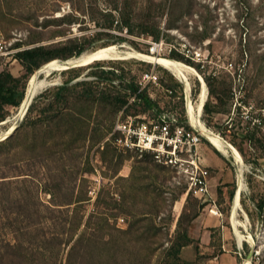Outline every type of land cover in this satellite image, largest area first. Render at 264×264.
Wrapping results in <instances>:
<instances>
[{"label": "rangeland", "instance_id": "rangeland-1", "mask_svg": "<svg viewBox=\"0 0 264 264\" xmlns=\"http://www.w3.org/2000/svg\"><path fill=\"white\" fill-rule=\"evenodd\" d=\"M0 25L13 46L28 50L85 36L86 50L113 45L201 65L208 81L202 121L243 156L237 218L245 239L236 264L254 256L264 264V207L258 208L264 200V0H0ZM157 37L163 46L152 53ZM5 70L21 81L25 96L32 75L25 63L19 59ZM145 72L162 85L144 89L147 94L167 108L173 101L163 88L172 89L186 110L185 86L138 58L52 71L19 121V106H4L0 137L17 125L8 140L0 139L7 140L0 146L2 264H205L190 234L202 201L187 195L185 178L171 167L115 141L117 119L144 111L129 86ZM190 84L196 103L200 81L191 76ZM181 107L180 100L174 108L181 113ZM203 139L198 154L212 186L220 172L206 164L201 147L219 155ZM224 164L213 200L219 206L222 199L219 210L233 227L239 165L230 156Z\"/></svg>", "mask_w": 264, "mask_h": 264}, {"label": "built area", "instance_id": "built-area-1", "mask_svg": "<svg viewBox=\"0 0 264 264\" xmlns=\"http://www.w3.org/2000/svg\"><path fill=\"white\" fill-rule=\"evenodd\" d=\"M153 46L152 53L163 46V41L155 42ZM26 49L13 46L0 25V73L5 70L7 64L19 62L18 54ZM200 56L201 54L196 53V58ZM138 86L141 90L162 88L160 78L154 72L142 74ZM163 91L172 99L173 105L166 108L158 103L159 111L154 116L118 118L113 128V134L119 136L115 141L127 150L150 153L156 162L171 167L185 178L188 185L187 195L190 194L203 203H210V213L221 217L222 213L211 197L210 171L201 164L198 154L202 136L183 125L182 114L174 108L182 98L175 96L172 89L163 88ZM148 94L156 99L155 93Z\"/></svg>", "mask_w": 264, "mask_h": 264}, {"label": "bare ground", "instance_id": "bare-ground-1", "mask_svg": "<svg viewBox=\"0 0 264 264\" xmlns=\"http://www.w3.org/2000/svg\"><path fill=\"white\" fill-rule=\"evenodd\" d=\"M129 58L143 59L150 63L159 65L164 69L168 70L176 79H178L185 86L186 99H187L186 115L189 124L193 128L197 129L199 133L222 155H224L225 157H229V156L232 157L234 162L239 165L238 188L235 193L233 206L230 213H231V222L234 227L233 229L235 230V233L238 237L239 245L241 246L243 240L245 239V236L240 232L238 227L239 226L243 227L245 226V224L237 218L238 215L237 211L242 207L241 194L244 189V183L242 177V168L244 165L243 159L239 154V152L232 145L227 143L217 134L210 131L207 128V126L203 123L202 114H203L204 106L208 99V89L204 78L193 67L186 65L180 61H176L164 57H156L154 55H148L138 51L123 50L121 47H117L113 45L101 47L93 50H88L82 53L80 56H76L72 58V60L69 61L68 63H61L58 60H52L42 65L38 70H36L31 75L25 91V96L18 109L17 120L19 121L25 116L35 96L40 92V90H42L45 86L49 84L48 76L52 71L55 72L65 71L69 66H74V68L72 69H75L96 61H108V60L129 59ZM41 74H45L46 75L45 78L42 79L40 77ZM191 76H195L200 81V92L196 103H194L190 99ZM16 125L13 124L10 127L9 131L4 136L0 137V139H4L8 134L13 132V130H15L16 128ZM249 242L253 247L256 246V243L252 238H250ZM251 263H252L251 257L246 258L243 262V264H251Z\"/></svg>", "mask_w": 264, "mask_h": 264}, {"label": "trees", "instance_id": "trees-1", "mask_svg": "<svg viewBox=\"0 0 264 264\" xmlns=\"http://www.w3.org/2000/svg\"><path fill=\"white\" fill-rule=\"evenodd\" d=\"M126 27H127V24H126ZM159 39L160 38L157 37L156 40H154V41L159 42ZM117 40L119 42L124 41L122 38H117ZM86 41L87 40H86L85 36L75 37L74 39L68 40L64 46H61V47H58L55 49H46L43 46L36 47L34 49H29V50L26 49L25 51L18 54L17 57H18V59L22 60L25 63V68L27 69V71H29L31 74H33L34 70L35 71L38 70L42 65H44L45 63H48L52 60L62 58L63 59L62 61H65V60H69L71 58H74L76 56H80L82 53L88 51L85 49L84 43H86ZM106 46H108V45H106ZM102 47H105V46H102ZM61 52H70V54L62 56L61 54H59ZM74 52H76V53L73 55ZM180 60L188 62V60L187 59L184 60L183 57H181ZM195 68L200 74H203L201 65H196ZM203 78L207 84L208 81H207L206 77H204V75H203ZM20 82L21 81L19 79L14 78L7 70H4L0 73V122L5 120L4 106H13V107L19 106L20 107V104L24 98L23 92H18L19 91L18 89L20 88L19 87ZM76 86H79V84H77ZM22 88H24V87H22ZM63 89H66V86L59 87V90H63ZM129 89L132 92V95L134 97L133 98L134 102L136 104L141 105L144 109L143 113L132 115V117L144 116V115L154 116L155 113L157 111H159L158 102L156 100H154L153 98H151L149 96V94H147L144 90H141L140 87L138 86V83L137 84H131L129 86ZM181 101H182L181 114L183 116L182 123L188 129H192L190 127V125L188 124V120L186 118V110H185V106H184L183 97H182ZM207 110H208V103L206 102L203 112H205ZM257 123L261 124L262 122L258 121ZM258 124H254V126L249 128L248 131L249 132L250 131L255 132L256 129L258 128ZM200 139H201V141L205 142V140L203 138L200 137ZM6 141L1 142L0 146L4 145L6 143ZM216 152L218 155L221 156V154L217 150H216ZM262 160L264 161V158H262ZM259 161H260V159H259ZM207 204H210V203H207V202L203 203L202 202L201 209L204 207V205H207ZM263 207H264V200H262L258 205V208L261 211H262ZM257 261H259V257L254 256L252 264H256ZM2 263L3 262H2V259L0 257V264H2Z\"/></svg>", "mask_w": 264, "mask_h": 264}, {"label": "crops", "instance_id": "crops-1", "mask_svg": "<svg viewBox=\"0 0 264 264\" xmlns=\"http://www.w3.org/2000/svg\"><path fill=\"white\" fill-rule=\"evenodd\" d=\"M201 151L205 157L206 164L220 172L218 176L216 175V178L212 179L211 197L213 199L214 187L223 178L224 174L226 175L227 170L224 168L225 156L220 153L221 156L219 155V158L211 150L203 146ZM228 184L226 183L225 185ZM227 189L228 187L226 186L224 190L226 191ZM225 197L226 193L223 199ZM218 204L219 206L217 205V207L219 209L223 205L222 199ZM211 206V204L204 205L195 217L190 231L192 238L197 239L199 242V255L206 256L205 264H236L243 242L240 246L235 230L225 220L223 214L219 217L210 213Z\"/></svg>", "mask_w": 264, "mask_h": 264}, {"label": "water", "instance_id": "water-1", "mask_svg": "<svg viewBox=\"0 0 264 264\" xmlns=\"http://www.w3.org/2000/svg\"><path fill=\"white\" fill-rule=\"evenodd\" d=\"M72 60V58L71 59H69V60H65V61H60L61 63H68L69 61H71ZM72 68H74V66H69L66 70H69V69H72ZM31 105V104H30ZM16 129V128H15ZM14 131V130H13ZM12 133V132H11ZM10 133V134H11ZM10 134H8L4 139H2V140H5V139H7V138H9V136H10ZM202 138H203V136H202ZM218 151V150H217ZM219 152V151H218ZM220 153V152H219Z\"/></svg>", "mask_w": 264, "mask_h": 264}]
</instances>
